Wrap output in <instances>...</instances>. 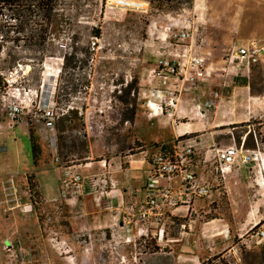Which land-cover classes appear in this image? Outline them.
Segmentation results:
<instances>
[{"label": "rangeland", "instance_id": "obj_1", "mask_svg": "<svg viewBox=\"0 0 264 264\" xmlns=\"http://www.w3.org/2000/svg\"><path fill=\"white\" fill-rule=\"evenodd\" d=\"M146 1L147 11L138 13L111 8L108 0H62V8L73 18L72 30L45 45L47 56L39 66L32 59L36 53L21 43L2 45L0 87L4 88L0 95L22 87L31 90L29 101L34 100L36 91V103L42 96L48 99L51 95L57 113L65 105L76 108L86 122L87 145L88 137L99 139L101 155L99 159L82 161L83 165L97 163L105 157L109 159L113 154L129 155V149H133L130 153H137L139 146L150 153L154 145L170 144L182 137L190 142L195 140L197 150L203 154L212 143L239 146L241 137L253 129L258 147L250 132L246 148L258 149L261 160L258 165L252 162L233 166L224 179L217 177L213 169L212 174L204 177L212 197L194 201L186 216L182 212V216L165 217L159 237L154 234L153 226L139 223L136 212L130 210L131 205L126 211L112 212L105 217L93 215L92 207L88 212L89 206H82L79 194L72 190H65L61 201H45L39 190L37 172L31 165L28 140L20 138L18 163L11 172L15 173L16 194L19 196L17 181L19 191L22 187L28 191L29 202L19 196L24 206L8 213L2 211L5 196L0 202V264H200L203 260L232 264L236 258L240 264H264V256L258 253L259 246L250 239L264 225V145L260 144V140L264 143V74L260 70L261 73H252L249 85L244 86L262 105L258 114L244 122L254 123L249 127L240 125L231 129L229 126L233 124H230L206 130L198 126L207 120V116L205 120L197 118L202 109L195 107L194 114L186 115L180 108L173 111L172 107H163V100L174 99L178 88L173 87L172 80L163 81L158 72H151L159 54L171 56L166 53L168 48H164L165 42L170 41L169 34L189 28L188 43L205 58L207 66L211 62L215 68L211 75L216 74L217 81L210 84V90H218L219 98L228 101L232 88L241 87L233 85V78L239 80L241 76L216 70L221 68L217 62L225 59L239 43L249 39L264 41V0H168L157 9ZM96 25L100 36L95 40L88 30ZM72 36L76 40L75 59L81 61L77 63L80 68L63 73L61 57L71 51L68 38ZM172 43L174 48L176 42ZM51 51L55 54H49ZM8 53L15 61L11 62ZM23 101H26L21 104L23 117L34 128L41 123L33 116V106L37 104L33 102L28 112L27 100ZM0 108L3 109L1 100ZM101 109L103 112L99 114ZM37 133L47 149L46 139ZM63 136L67 149L72 151L64 159L58 158V163L49 156L48 165L53 168L74 161L73 152L82 151L78 128L65 131ZM11 152L12 156L16 154ZM125 159L121 160L123 164ZM79 163L74 161L68 165ZM23 172L27 173L20 174ZM59 172L61 177L60 169ZM21 175L23 178L19 180ZM10 177L3 183L6 195L12 191L7 189ZM50 179L54 181V175ZM29 180L36 187L33 198L28 190ZM90 185L91 180H87L86 188ZM70 197H74L72 202L66 201ZM30 199L36 202L35 207L31 206ZM26 203L29 207H25ZM80 209L88 213L83 211L84 216L77 217ZM210 217L216 219L209 220ZM210 221L216 223L207 224ZM258 222V228L250 233ZM231 246L236 251L229 254Z\"/></svg>", "mask_w": 264, "mask_h": 264}, {"label": "built area", "instance_id": "obj_2", "mask_svg": "<svg viewBox=\"0 0 264 264\" xmlns=\"http://www.w3.org/2000/svg\"><path fill=\"white\" fill-rule=\"evenodd\" d=\"M111 8H119L125 11L145 13L147 11L146 0H108ZM169 39L177 43H184L190 39L189 28L171 32ZM239 67L242 68L240 74L249 76L251 67H257L264 74V43L256 39H249L246 43L240 44L236 49L230 52ZM152 73L158 72L163 81L170 78H183L187 83H193L197 80L203 81L206 78L208 69L205 64V58L197 53H172L170 57L158 55ZM190 69L191 74H187ZM11 78V73H9ZM10 86V83H8ZM8 86V87H9ZM13 92L0 95L5 117L10 126L17 125L23 120V106L27 100L28 112L29 106L36 103L37 93L34 91V100L29 101L31 90L22 87L12 88ZM8 94V95H7ZM15 94V95H14ZM32 95V94H31ZM33 106L35 108L34 117L36 121L40 119L46 130V146L53 162L58 163L56 149V137L54 128V118L57 112L54 109L51 95L48 99L42 96ZM22 98V100L20 99ZM219 99L218 90H210L209 96L204 99L201 106L196 108L210 110L215 107ZM174 99L163 100V107L173 106ZM162 110V109H161ZM102 109L98 111L101 114ZM80 114V113H79ZM252 132L256 148L258 142L253 131L248 130L247 134ZM246 133L241 137L240 144L235 143L218 146L212 143L210 147L201 154L196 148V141L175 139L170 144L159 145L149 156L144 152V157H149L150 168L143 187V199L138 202L136 208L129 206L131 211L136 212V217L142 226H153L154 234L161 237L163 233L162 221L165 217L182 216L181 213L188 212L192 203L196 200H206L212 197L210 185L204 178L205 167L212 166L217 177L222 179L230 172L233 166L239 164L246 165L254 162L258 165L261 160L258 149H244ZM260 140V144L262 145ZM61 171V184L63 189L72 190L73 193L81 191L82 177L73 167L67 165L58 166ZM8 190L10 191L2 201L3 213L11 212L24 206L21 198L14 190L13 178L8 179ZM9 196V198H7ZM259 223V222H258ZM258 223L254 224L257 225ZM159 225V228L157 229ZM252 227V228H253ZM251 243L255 246L264 244V225L250 236ZM236 248L233 249V252ZM232 264H240V259L236 258Z\"/></svg>", "mask_w": 264, "mask_h": 264}, {"label": "crops", "instance_id": "obj_3", "mask_svg": "<svg viewBox=\"0 0 264 264\" xmlns=\"http://www.w3.org/2000/svg\"><path fill=\"white\" fill-rule=\"evenodd\" d=\"M256 40L260 43H264V41H262L261 39ZM172 42L173 41L171 40L165 42L164 48H168L166 53L172 54L176 52L180 54L183 52H187L198 54V52L193 49L192 43H188V41L186 42V44L176 42L174 48H172ZM239 44L232 50L236 49ZM217 65L221 66V68H217L216 70H221L223 72H226L227 74H234L244 77L240 74L242 68L239 67L236 59L232 55H230V53L226 55L225 59H220L217 62ZM207 67L208 69L206 71V78L203 81L197 80L193 83H187L183 78L180 77H178L177 79L170 78L168 80H172L173 82H175L173 84V87L178 88V94L176 97H174L172 106L173 111L180 108V110H183L186 115L187 113L194 114L193 112L196 105L202 104L204 99L209 96V86L210 84H213L217 81V75H211L215 72L213 63H208ZM191 72L192 71L190 69H187L186 71L187 74H191ZM185 85H188L189 88L186 89ZM227 98L228 101H224L223 99L221 100V98H219L215 107L210 110L202 109L200 112L201 115L197 116V118L205 120L207 116V120L205 124L198 123V126H201V128L205 127L206 130H210L218 126L244 123L258 114L262 106L258 101L256 102L258 98L250 96L249 92L247 91V87L244 86H241L240 88L233 87L230 96H228ZM86 128L87 127L85 124V129ZM34 129H36L37 132H39L43 135L44 138H46V130L42 123L35 125ZM28 130L29 124L27 118H23V120L17 125L10 126L5 117L4 110L0 108V202L3 197L6 196L5 191H3V183L11 175H15V173L11 172V169L18 163L17 153H19L21 140L20 138L28 140ZM98 145L99 139L93 140L88 137L87 154H85L86 158L82 161L85 162L93 160L95 158L99 159L101 155L99 154ZM11 151H15L16 154L12 156ZM147 151L148 150H146L145 152L147 153ZM44 153L45 155L49 154L48 149L45 148ZM124 158H126L124 162L126 166H124L121 161ZM69 163L72 164L73 162L70 161ZM68 164L66 165L78 169L79 173L81 174L82 185L81 191L78 194L81 198L82 206H85V208L89 206L87 210L88 212L89 208L92 207V209H94L92 210L93 215L99 214L108 217L109 215H112V212H123V209H125L126 211L128 205H137L138 202L143 199V187L148 175V170L150 168L143 153L132 156L124 154H113L109 159H106L105 157L103 160L100 159V161L97 163L86 162L83 165V163L80 162L78 165ZM46 166L47 167H41L36 171L39 190L43 195L45 201H61L62 197H64L63 194L66 189L64 190L61 184V177L59 172L60 168H53L51 167V165ZM212 172L213 167L207 165L205 167V174L203 176L205 177L207 174H212ZM25 173L27 172H23L20 174L24 175ZM50 175L51 177L54 175V181L53 179H50ZM22 178L23 177L21 175V177H19V180ZM87 180H91V185L86 188ZM106 182L108 183L107 187H105ZM16 186V191L22 198V200L25 199L28 201V191L26 189L24 190L23 187L22 190L19 191L17 181ZM69 190L70 189H67L66 192ZM73 198L74 197L67 198L66 201L69 200L70 202H72ZM25 207H29V203H26ZM83 211L85 212L84 209H80V211H77V217H83ZM107 220L111 222V219L107 218ZM213 221H210L207 224L216 223ZM228 252L229 254H232V246L230 247V249H228Z\"/></svg>", "mask_w": 264, "mask_h": 264}, {"label": "trees", "instance_id": "obj_4", "mask_svg": "<svg viewBox=\"0 0 264 264\" xmlns=\"http://www.w3.org/2000/svg\"><path fill=\"white\" fill-rule=\"evenodd\" d=\"M168 0H157L152 1L149 0L148 2L153 4V6L157 9L160 8L162 2H166ZM62 0H0V49L2 45L6 42H11L15 46L18 44H22L27 50H31L36 53L32 57L33 61H35L36 65L39 66L42 60L47 56V50L45 45L48 42L54 41L60 37L61 33L70 32L73 26V18L70 14L62 8L61 4ZM161 2V3H160ZM160 5H157V4ZM89 36L93 39H98L100 36V29L99 26H92L89 27ZM12 33V37H9L7 34ZM70 41L69 48L70 52L65 53L62 55V66L61 72H67V69H79L80 67L77 65L80 60L75 59L76 48L75 45V37L68 38ZM95 43L93 42V45ZM63 49L65 47H62ZM49 54H55L54 51H51ZM9 58H11V62L15 61L14 57H11V54H7ZM52 56V55H49ZM18 59H16L17 61ZM29 66H32L29 64ZM254 72H260L257 67H251L250 73L248 77H241L239 80L237 77L233 78V85L237 86H247L249 85L248 79L250 75ZM261 73V72H260ZM4 87H0V91H2ZM85 88H88V83L85 84ZM58 91L60 88H56ZM64 93H67L64 91ZM62 93H60L61 95ZM59 96V95H58ZM69 103V100H65ZM58 102V101H57ZM68 106V105H67ZM63 111L57 113L54 118V128H55V137H56V149H57V156L58 158L64 159L65 155L71 154V149L68 150L66 146V139L63 136V133L67 130H75L78 128V133L81 135L82 139L80 140V146L82 151L73 152V156H76L74 161L82 162L86 158L87 154V139L85 134L84 128V118L79 115L78 110L76 108L61 107ZM254 123L251 121L250 123H240L238 125H230L229 128L233 129L236 126H247L249 127L250 124ZM255 133L254 129L251 130ZM247 138V135H246ZM246 138L244 142V147H247ZM184 140V137L178 139ZM262 141V140H261ZM165 145V144H161ZM264 145V143H262ZM28 146H29V157L31 161V165L33 171H37L41 167H45L48 165V158L50 154L45 155V145L41 140L40 135L35 131V129L29 124L28 130ZM138 146V145H137ZM158 145H154L152 148L153 152ZM139 151L137 153H130L133 149H129V155H136L139 153H144L146 149H141V146L137 148ZM148 153L149 155L151 154ZM148 155V156H149ZM146 157V162L150 167V159ZM65 161V160H64ZM74 162L73 160H70ZM68 161L67 163H69ZM60 162H63L62 160ZM58 167V165L56 166ZM28 190L31 197H34L36 194V187L28 182ZM31 206L35 207L36 202L30 199ZM216 219L215 217H210L209 220ZM259 224V223H258ZM255 225L250 233H254L255 230L258 228ZM264 244L259 246L258 253L260 256H264ZM200 264H212L208 261H202ZM254 264V263H253ZM258 264V263H256Z\"/></svg>", "mask_w": 264, "mask_h": 264}, {"label": "bare ground", "instance_id": "obj_5", "mask_svg": "<svg viewBox=\"0 0 264 264\" xmlns=\"http://www.w3.org/2000/svg\"><path fill=\"white\" fill-rule=\"evenodd\" d=\"M46 67V66H45ZM44 72V71H43ZM44 79V78H43ZM46 81V80H45ZM189 125V124H188ZM188 133V132H187Z\"/></svg>", "mask_w": 264, "mask_h": 264}, {"label": "water", "instance_id": "obj_6", "mask_svg": "<svg viewBox=\"0 0 264 264\" xmlns=\"http://www.w3.org/2000/svg\"><path fill=\"white\" fill-rule=\"evenodd\" d=\"M263 249H264V246H263Z\"/></svg>", "mask_w": 264, "mask_h": 264}]
</instances>
